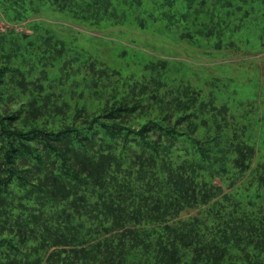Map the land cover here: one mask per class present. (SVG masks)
Wrapping results in <instances>:
<instances>
[{
    "label": "trees",
    "instance_id": "trees-1",
    "mask_svg": "<svg viewBox=\"0 0 264 264\" xmlns=\"http://www.w3.org/2000/svg\"><path fill=\"white\" fill-rule=\"evenodd\" d=\"M49 11L77 32L264 45V0H0V264H264L260 108L172 77L164 57L125 76L58 37Z\"/></svg>",
    "mask_w": 264,
    "mask_h": 264
},
{
    "label": "rangeland",
    "instance_id": "rangeland-1",
    "mask_svg": "<svg viewBox=\"0 0 264 264\" xmlns=\"http://www.w3.org/2000/svg\"><path fill=\"white\" fill-rule=\"evenodd\" d=\"M41 18L53 27L58 37L75 42L91 57L125 76H139L145 64L164 57L171 65L172 77H182L204 92L213 88L223 90V96L236 92L237 97L254 103L264 114V45L246 52L228 50L223 53L203 45L179 43L168 38L165 31L160 35L151 28L98 29L84 25V32H77L75 29L79 27L68 11L45 12ZM198 213L199 210L190 209L180 217Z\"/></svg>",
    "mask_w": 264,
    "mask_h": 264
}]
</instances>
